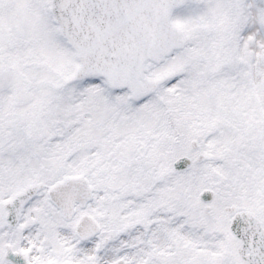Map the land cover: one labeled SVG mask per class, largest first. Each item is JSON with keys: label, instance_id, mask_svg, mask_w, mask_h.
Instances as JSON below:
<instances>
[{"label": "snow or ice", "instance_id": "1", "mask_svg": "<svg viewBox=\"0 0 264 264\" xmlns=\"http://www.w3.org/2000/svg\"><path fill=\"white\" fill-rule=\"evenodd\" d=\"M0 264H264V0H0Z\"/></svg>", "mask_w": 264, "mask_h": 264}]
</instances>
